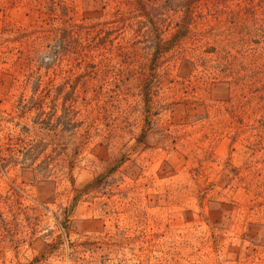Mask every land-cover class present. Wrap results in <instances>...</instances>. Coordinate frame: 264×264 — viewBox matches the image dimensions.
Wrapping results in <instances>:
<instances>
[{"label": "rangeland", "instance_id": "rangeland-1", "mask_svg": "<svg viewBox=\"0 0 264 264\" xmlns=\"http://www.w3.org/2000/svg\"><path fill=\"white\" fill-rule=\"evenodd\" d=\"M0 264H264V0H0Z\"/></svg>", "mask_w": 264, "mask_h": 264}, {"label": "trees", "instance_id": "trees-1", "mask_svg": "<svg viewBox=\"0 0 264 264\" xmlns=\"http://www.w3.org/2000/svg\"><path fill=\"white\" fill-rule=\"evenodd\" d=\"M186 23L183 22V25H185ZM183 25L180 26V28L177 31V34H180L181 31H184L185 28H183ZM176 34V35H177ZM49 36H51L52 38H54V40L58 41L59 43V47H63V43H66V40L69 38V34H66L65 31H55V33L50 32ZM68 43V42H67ZM24 52H21V57L23 55ZM79 55L82 57V54L79 52ZM19 59V60H20ZM39 87L41 85V83H38ZM44 93V96L46 98L50 97V94L48 92V89L46 91H42ZM45 97H42L41 99H37L35 97H33L31 100H29L26 104H24L22 106V108L24 110H35L36 112V121H41V124L44 126H48L49 125V120L51 117V114L49 112V109L51 110V107L46 103L45 101ZM58 99V98H57ZM31 105V106H29ZM26 134H28V132H26ZM7 151L9 152H16V151H20L23 155H33L34 153H36V150L41 146L40 142H37V139L34 140H27V136L23 137V136H19L16 138V140H14L13 138H10L8 143H7ZM17 146L19 147V150H17ZM91 184H94V182H92Z\"/></svg>", "mask_w": 264, "mask_h": 264}]
</instances>
